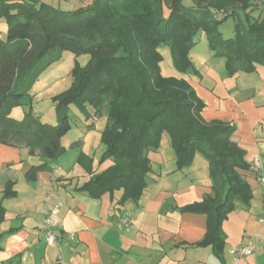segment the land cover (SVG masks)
I'll list each match as a JSON object with an SVG mask.
<instances>
[{
	"label": "trees",
	"instance_id": "trees-1",
	"mask_svg": "<svg viewBox=\"0 0 264 264\" xmlns=\"http://www.w3.org/2000/svg\"><path fill=\"white\" fill-rule=\"evenodd\" d=\"M255 1L264 11L260 0H193L189 7L169 0L167 14V0H92L73 10L45 0H0V20L7 23L5 35L0 33V143L57 157L67 149L62 138L72 128L70 105L76 103L86 118L107 105L99 161L112 163L99 173L88 168L92 175L84 189L92 196L120 191L123 204L143 194L152 169L148 152L160 147L166 132L179 168L190 166L197 152L208 161L211 192L183 210L207 216V232L197 245H211L221 256L223 222L238 204L247 207L253 199L243 173L252 165L233 139L235 124L207 121L206 103L192 85L162 74L159 48L171 47L179 72L191 70L189 50L204 30L213 54L226 58L229 76L255 72L264 66V18L252 22L247 11ZM220 11L240 16L231 38L218 29ZM66 50L89 53L90 59L75 71L72 87L55 97L57 123L41 121L30 105L21 119L13 117V108L26 104L22 98ZM13 193L7 188L5 195ZM2 212L0 204V221Z\"/></svg>",
	"mask_w": 264,
	"mask_h": 264
},
{
	"label": "crops",
	"instance_id": "crops-1",
	"mask_svg": "<svg viewBox=\"0 0 264 264\" xmlns=\"http://www.w3.org/2000/svg\"><path fill=\"white\" fill-rule=\"evenodd\" d=\"M69 1L76 8L90 2L66 0V6ZM239 81L223 86L221 93L199 86L197 94L206 103L202 114L207 121L235 124L233 139L252 165L259 151L264 159V86L257 89ZM27 110L19 105L12 116L21 119ZM87 119L91 130L68 143L63 136L67 149L57 157L33 153L25 145L0 143V264H234L231 251L248 243L255 251L238 264H264V190L252 167L243 173L253 199L247 207L238 204L223 222L226 243L219 256L213 246L197 245L207 232V216L183 210L211 192L207 159L195 155L190 166L179 168L165 132L160 147L148 152L152 169L137 202L119 203L120 191L92 196L84 189L92 175L88 168L99 173L112 161H99L105 125L98 127L97 116ZM7 188L14 193L6 196ZM56 201L60 203L53 227L56 239L49 245L42 227L46 207ZM124 214L132 216L128 230L117 225Z\"/></svg>",
	"mask_w": 264,
	"mask_h": 264
},
{
	"label": "rangeland",
	"instance_id": "rangeland-1",
	"mask_svg": "<svg viewBox=\"0 0 264 264\" xmlns=\"http://www.w3.org/2000/svg\"><path fill=\"white\" fill-rule=\"evenodd\" d=\"M45 1L53 2V4L61 10L76 9V5L72 4L71 6L70 1L69 6L65 5L64 1L66 0ZM183 2L188 7L193 5V0H183ZM168 3L169 0H167V4L165 6V14L168 13ZM255 3V5H250L247 8V11H249V13L251 12L250 16L252 22H256L257 20L264 18V11L259 10V5H257L256 1ZM240 13L241 17L246 19V12L243 9H241ZM217 15H220L219 17L217 16L221 20L218 24V29L222 33L223 37H233L236 31V24L240 21L239 14L228 15L225 17L224 11H220ZM6 30L7 23L4 19H1L0 33L2 36L5 35ZM196 40L197 42L192 45L189 50V58L192 64L190 69L192 71L186 70L183 71V73L179 72L176 68L171 47L169 45H163L159 48L162 56L160 66L163 75L184 77L196 91H200L199 86H201L202 88H209L215 90L217 93H221L223 91V86H229L232 81L238 80V78L240 80V84L243 86L254 87L257 89H261L264 86V66H259L257 70L252 73L241 72L239 75L237 74L234 79H230L226 69V58L215 56L213 54L209 46L207 32L204 30L199 31L196 36ZM89 59V53L77 54L73 51L66 50L59 61L53 63L40 75L33 85L30 94L22 98V101L26 103L23 106L29 108L30 105V110H32V112L41 121L56 124L58 118L56 117L57 105L55 97L59 93L72 87L75 80V71L80 66H84ZM223 79L225 81H223ZM88 108H90V106ZM106 109L107 105H104V109L101 111L100 115L97 116L100 118L97 124L99 128H101V126L103 128L106 123ZM90 110L93 111V109ZM69 115L72 128L64 138L65 143L77 141L80 137L85 136V130H91L89 128L90 121H88L76 103L70 105ZM93 133H95L93 134V137L96 138V131ZM102 153L103 151L101 152L99 159L102 156ZM196 156L198 158L202 157L205 159L200 152H197Z\"/></svg>",
	"mask_w": 264,
	"mask_h": 264
},
{
	"label": "built area",
	"instance_id": "built-area-1",
	"mask_svg": "<svg viewBox=\"0 0 264 264\" xmlns=\"http://www.w3.org/2000/svg\"><path fill=\"white\" fill-rule=\"evenodd\" d=\"M33 1L42 2L44 0H33ZM259 3L263 4L264 2H263V0H260ZM216 16H218V15H216ZM252 169L256 173L259 184L264 190V159L262 158L260 151H259L258 155L253 160ZM50 196L55 197V194L50 193ZM59 210H60L59 201H56L50 207H46L47 215L44 219L42 228L45 232L46 241L49 245H53L55 242V239H56V231L54 230L53 227L57 223V217L56 216L59 213ZM131 222H132V216L130 214H124L119 218L117 225L122 230H128L131 226ZM254 251H255V245L253 243H248L245 245H240V246L235 247L231 251L232 257H233V263L238 264L241 261V259L250 255Z\"/></svg>",
	"mask_w": 264,
	"mask_h": 264
}]
</instances>
